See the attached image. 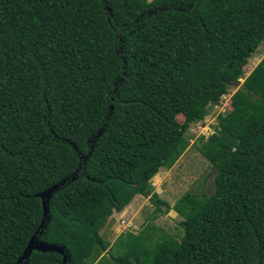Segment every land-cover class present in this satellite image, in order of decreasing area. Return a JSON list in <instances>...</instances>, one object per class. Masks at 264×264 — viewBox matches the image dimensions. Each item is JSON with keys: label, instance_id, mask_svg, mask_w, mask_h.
<instances>
[{"label": "trees", "instance_id": "1", "mask_svg": "<svg viewBox=\"0 0 264 264\" xmlns=\"http://www.w3.org/2000/svg\"><path fill=\"white\" fill-rule=\"evenodd\" d=\"M260 42L264 0H0V264H264V56L195 141L212 191L170 207L150 182ZM137 195L183 233L108 249ZM35 234L53 247L22 257Z\"/></svg>", "mask_w": 264, "mask_h": 264}, {"label": "rangeland", "instance_id": "2", "mask_svg": "<svg viewBox=\"0 0 264 264\" xmlns=\"http://www.w3.org/2000/svg\"><path fill=\"white\" fill-rule=\"evenodd\" d=\"M263 56L264 42H260L257 49L243 62L244 72L239 77V81L229 86L228 92L222 95L218 104L214 105L213 109L203 119H193L186 111H184L186 113L181 112L177 115L179 123L189 122L187 134L190 138V145L170 169H160L150 180L152 193H157V197L168 203L170 207L186 192L201 194L202 192L209 193L212 191L214 187V171L211 170L209 161L195 146V141H197L200 134L207 136L214 130L218 120L217 115L231 107L229 105V96L241 85L245 76ZM152 196L137 195L130 203L133 210L132 212L129 211L130 215H126L127 218L124 223L112 218L109 228L104 226V228L102 227L99 230V235L108 243V249H110L118 236L126 235L130 232L139 233L141 229L145 230L147 225H150V228L145 233L148 234L151 240L159 239L163 234L164 236L176 237V233H183V229L179 224L182 217L173 209L165 212V205H163V212L155 213L154 205L150 201ZM155 214L156 217L154 219L153 215ZM103 251H107V249Z\"/></svg>", "mask_w": 264, "mask_h": 264}, {"label": "water", "instance_id": "3", "mask_svg": "<svg viewBox=\"0 0 264 264\" xmlns=\"http://www.w3.org/2000/svg\"><path fill=\"white\" fill-rule=\"evenodd\" d=\"M54 187H55V186H52V187H50L49 189L43 191V192L41 193L42 198H43L44 196H49V195H50V192L53 190ZM164 207H165V206H164ZM43 208H44V214H45L46 211L48 210V206H47L45 200H43ZM44 246H47V247H53L51 244H44V243H42V242H39V240H38V238L36 237V234H35V235L30 239V241H29V243H28V245H27V247H26V249H25V251H24V254H22V257H23L24 255H26V254H27L32 248H35V247L41 248V247H44ZM60 251H61V250H60ZM22 257H21V258H22ZM64 264H65V263H64Z\"/></svg>", "mask_w": 264, "mask_h": 264}, {"label": "crops", "instance_id": "4", "mask_svg": "<svg viewBox=\"0 0 264 264\" xmlns=\"http://www.w3.org/2000/svg\"><path fill=\"white\" fill-rule=\"evenodd\" d=\"M230 97V96H229ZM137 197V196H136ZM132 205H128V206H126L122 211H120V212H114L109 218H108V220H107V222H106V224L104 225L105 226V228L106 227H108L109 228V226H110V223L112 222V218H116L118 221L120 220V222H122L123 221V223H124V221H125V219L127 218V216L126 215H130V212H132ZM130 211V212H129ZM125 213V214H124ZM127 213V214H126ZM123 216H125V217H123ZM104 228V227H103ZM108 230V229H107ZM136 234V233H135Z\"/></svg>", "mask_w": 264, "mask_h": 264}]
</instances>
